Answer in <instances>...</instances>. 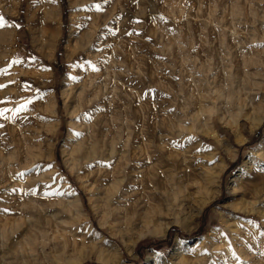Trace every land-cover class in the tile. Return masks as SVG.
Here are the masks:
<instances>
[{"label":"rangeland","instance_id":"1","mask_svg":"<svg viewBox=\"0 0 264 264\" xmlns=\"http://www.w3.org/2000/svg\"><path fill=\"white\" fill-rule=\"evenodd\" d=\"M92 3L0 0V111L8 109L0 115V212L14 200L33 206V223L21 228L33 230L31 245L13 264H264V188L262 198L244 188L249 169L264 171V0ZM235 7L246 23L231 28ZM245 61L249 82L241 85ZM225 65L239 82L234 97L222 102L194 88L193 98L195 79L212 88L210 73L219 69L218 85L226 82ZM91 76L100 87L90 119L107 162L83 171L66 140L73 95ZM174 142L186 147V161L184 149L172 147L177 157L149 163V152ZM109 167L120 181L111 203L119 221L106 217L93 189ZM174 169L199 191H185L191 199L176 214L157 217L151 203L124 224L134 203L126 207L123 193L140 196L150 174L166 183Z\"/></svg>","mask_w":264,"mask_h":264},{"label":"bare ground","instance_id":"2","mask_svg":"<svg viewBox=\"0 0 264 264\" xmlns=\"http://www.w3.org/2000/svg\"><path fill=\"white\" fill-rule=\"evenodd\" d=\"M89 1V0H87ZM91 1V5H94L92 3V1H95V0H90ZM90 5V6H91ZM92 7V6H91ZM90 9V8H89ZM235 9V10H234ZM234 9H230L232 12V27H235L234 25L235 24H238L240 26H242L241 24L244 23L246 21V18H245V14L244 15H240V12H238L237 10H239L238 8H234ZM237 9V10H236ZM243 10V9H242ZM248 10V9H247ZM230 11V12H231ZM240 11V10H239ZM89 14V13H88ZM231 14V13H230ZM243 14V13H242ZM87 16V15H86ZM90 16V15H89ZM242 16H244L245 21L242 20ZM249 17V13L248 15L246 14V17ZM252 16V15H251ZM90 17H94V16H90ZM87 18V17H86ZM85 18V19H86ZM95 18V17H94ZM93 18V19H94ZM88 19V18H87ZM86 19V20H87ZM91 19V20H93ZM89 20V19H88ZM90 20V21H91ZM55 21V20H54ZM88 21V22H90ZM248 21V19H247ZM250 21V20H249ZM87 22V21H86ZM93 22V21H92ZM253 22V21H251ZM255 22V21H254ZM91 23V22H90ZM246 23V22H245ZM88 25V24H87ZM246 25V24H245ZM240 26H237L236 27H240ZM92 28V25L91 27ZM88 28L90 31L92 29ZM53 29V28H52ZM252 29V28H251ZM54 30V29H53ZM89 30H87L89 32ZM233 31V33L236 32V30H231ZM230 31V32H231ZM235 31V32H234ZM240 31V30H239ZM86 32V31H85ZM90 33V32H89ZM231 34V35H235V34ZM86 34H88L86 32ZM237 34V33H236ZM236 36V35H235ZM52 40L54 39L52 37V34H50V37ZM251 39V38H250ZM55 40V39H54ZM53 40V41H54ZM237 41V44L238 46L241 47L242 45V41H240V39H236ZM242 40V39H241ZM52 41V42H53ZM70 43V42H69ZM68 43V44H69ZM236 44V46H237ZM241 44V45H240ZM86 51V50H85ZM241 52H244V49H241ZM88 53V52H87ZM250 53V52H249ZM73 52L71 50V45H67V52H66V55L68 57V59H72L73 57ZM246 54V53H244ZM91 55V54H90ZM226 55V54H225ZM228 55V54H227ZM232 55V54H231ZM238 55V54H237ZM245 56V55H244ZM229 57V55L227 56ZM235 59H238L236 57H234ZM220 64L221 62H225V58L222 60L220 58ZM228 61V60H227ZM225 62L228 64V62ZM238 60H236L237 62ZM247 61V60H246ZM245 61V64H244V72L242 73L241 75V85H244L245 81L248 80L247 76H249L248 74V61L246 62ZM233 63V62H232ZM231 61L228 65L232 64ZM237 63H240V62H237ZM250 63V62H249ZM236 64V63H235ZM235 64L233 63L232 65L235 66ZM241 64V63H240ZM224 65V64H223ZM228 65H225L222 69V72H228L226 73L227 74V78H226V82H224L221 86H226L229 90H226V88L224 89L226 92L229 91L228 95L222 93L221 89L220 88H223L220 86V84L218 85V83H220L221 79L219 82L218 79L216 77H218V72H219V69L218 71H214L212 74L210 73V77L213 78L214 82V86L212 84V88H207V87H204L202 86V83L199 84V81L202 82L201 80L197 81L196 79L193 81L192 79V83L194 82V87L192 88V86H190V90L189 91H192V97L195 98L197 97V95H201V94H204V95H210L211 93L215 95V100H224V99H228L230 97H234V93H236L235 91L238 92L237 89L238 88V84L236 82H234L233 80L236 78V76L234 74L231 73L230 68L232 67V65L229 67ZM239 65V64H238ZM242 65V64H241ZM233 66V67H234ZM111 67V66H110ZM232 67V68H233ZM237 67V65L235 66ZM239 67V66H238ZM241 67V66H240ZM117 68V67H116ZM188 68V66H187ZM190 68V67H189ZM188 68V69H189ZM210 68V67H209ZM208 68V69H209ZM212 68V67H211ZM231 68V69H232ZM187 69V71H188ZM192 69V68H191ZM229 69V70H228ZM235 69V68H234ZM237 69V68H236ZM100 70V69H99ZM98 70V71H99ZM119 70V69H117ZM239 70V69H238ZM237 70V71H238ZM241 70H242V67H241ZM251 70V69H250ZM97 71V72H98ZM114 71V70H113ZM209 71H212V69H209ZM233 71V70H232ZM236 71V72H237ZM243 71V70H242ZM117 72V71H116ZM189 72V71H188ZM192 72V71H191ZM189 72V73H191ZM235 72V71H233ZM251 72V71H250ZM114 73V72H113ZM188 73V74H189ZM239 73V72H238ZM95 74V73H94ZM100 74V73H99ZM106 74V73H105ZM104 74V75H105ZM222 74V73H221ZM98 75V74H97ZM109 75V74H108ZM116 75V74H115ZM118 75V74H117ZM116 75V76H117ZM191 75V74H190ZM208 75V74H207ZM240 75V73H239ZM253 75V73H252ZM251 75V76H252ZM220 76V75H219ZM222 76V75H221ZM235 76V77H234ZM93 77L90 81L89 79L88 82L86 83L85 81V84H83L78 90H76V92L74 93L75 95H73V93L71 95L75 96V107L73 109V120L74 122L71 123V129L69 131V137L68 139L66 140L67 142H69L71 145V154L73 156V159L75 162L78 163V165L81 167V169H83V171L85 170H88L89 168H92L91 166L93 165H96V164H104V162L106 163V159H107V155L105 156L102 148H101V145H100V141L97 140L98 139V136L96 138V135H95V131H94V123L92 120L93 118L90 119V117H92L94 115V112L92 111V109L94 108V101L96 98V95L98 94V89L100 87L97 86L99 83V81L97 80H100L98 79L97 77L95 78L94 76H91ZM206 77V75L204 76ZM210 77L208 78V80L210 79ZM240 77V76H239ZM254 77V75L252 76ZM95 78V80H94ZM101 78V77H100ZM113 78H114V74H113ZM189 78V77H188ZM191 78V76H190ZM189 78V79H190ZM247 78V79H246ZM97 79V80H96ZM118 79V78H117ZM225 79V77H224ZM237 79V78H236ZM251 79V78H250ZM254 79V78H253ZM212 80V79H211ZM230 80H232L230 82ZM97 81V82H95ZM238 82V79L235 80ZM252 80H250L251 82ZM101 82V81H100ZM108 82V80H107ZM222 82V81H221ZM249 82V80H248ZM98 83V84H96ZM106 83V82H105ZM109 83V82H108ZM209 83V82H208ZM207 83V84H208ZM211 83V82H210ZM236 83V84H235ZM239 83V82H238ZM247 83V81H246ZM245 83V84H246ZM107 84V83H106ZM110 84V83H109ZM250 84V83H248ZM252 84V83H251ZM204 85V84H203ZM247 85V84H246ZM196 86V87H195ZM220 86V87H219ZM76 88V86H75ZM115 88V87H114ZM192 88V90H191ZM196 88V94L197 95H193L194 94V91L193 89ZM243 88V86H242ZM245 88H247L245 86ZM244 88V89H245ZM77 89V88H76ZM243 89V90H244ZM249 88H247L248 90ZM74 90V89H73ZM100 90V89H99ZM100 92V91H99ZM190 94V93H189ZM99 95V94H98ZM49 97V96H48ZM99 97V96H98ZM191 97V98H192ZM202 97V96H201ZM50 98V97H49ZM52 98V96H51ZM73 98V99H74ZM240 98V97H239ZM46 99V97H45ZM72 99V98H71ZM200 99V98H199ZM46 100H50L51 99H46ZM45 100V102H46ZM196 100V99H195ZM203 100V99H201ZM44 101V100H43ZM98 101V100H97ZM96 101V102H97ZM199 101V100H198ZM249 101V100H248ZM44 102V103H45ZM49 102V101H47ZM52 102V101H51ZM201 102V101H200ZM223 102V101H222ZM42 103V102H41ZM42 103L41 107H45V105L47 103ZM203 103V102H201ZM44 104V105H43ZM49 104V103H48ZM200 103L198 102V105ZM38 106V105H37ZM51 106H54L53 103H51L50 107ZM194 106V105H193ZM42 107V108H43ZM48 107V106H47ZM46 107V108H47ZM97 107V106H95ZM45 109V108H44ZM48 110V108H47ZM52 110V109H51ZM50 110V111H51ZM93 110L96 111V108H94ZM197 110H199V108L193 110V113L194 111L196 112ZM200 111V110H199ZM71 112V113H72ZM198 112V111H197ZM93 113V115H92ZM197 114V113H196ZM191 116V115H190ZM198 116V115H197ZM94 117V116H93ZM189 118V117H188ZM192 117H190V120L189 121H193V119H191ZM91 120V121H89ZM187 120V118H186ZM195 120V119H194ZM209 120L212 122V118L210 117ZM260 120V119H259ZM91 122V123H90ZM181 123V125L184 123L182 120L179 121ZM178 122V124H180ZM183 122V123H182ZM185 125L186 124V121L184 123ZM94 125V126H93ZM180 125V126H181ZM177 126V125H176ZM179 126V125H178ZM179 126V129L182 130L183 129H186L184 128V125H182L180 128ZM253 126H258V123H253ZM174 127V126H173ZM171 128V127H170ZM178 128V127H177ZM97 129V128H96ZM188 129V128H187ZM186 129V130H187ZM177 130V129H176ZM48 131V130H46ZM179 132V133H178ZM51 133V132H50ZM170 133V132H169ZM168 133V134H169ZM178 134H180V131H177ZM176 133V134H177ZM212 136H214L216 139H219L220 137L215 133L214 130H212ZM178 137V136H177ZM241 142V140L238 138L237 139V142ZM176 142V141H175ZM174 144H169L170 146H168L169 148H165L166 146H163V147H160V153L158 152H155V151H151L149 152V163L153 166H156V167H161L162 164L166 163V161L170 160V159H167L166 158H172L173 156L177 157L179 153H175L174 151L170 150L172 147L173 148H179L180 151L184 149V151H181V152H184V160L186 161L189 157L186 156V147L184 145H178L177 143ZM180 143V142H179ZM141 148V147H140ZM106 149V148H105ZM144 149H145V146H144ZM107 150V149H106ZM228 151V150H226ZM145 152V150H144ZM146 154V152H145ZM189 154V153H188ZM110 155V154H109ZM183 155V153H182ZM227 155L232 158L233 155L230 151H228ZM181 156V154L179 155ZM111 158V157H109ZM74 162V163H75ZM264 162V161H263ZM147 163V162H146ZM262 163V162H260ZM76 164V163H75ZM76 164V166H78ZM110 166V165H109ZM79 167V168H80ZM94 167V166H93ZM110 168V167H109ZM251 168V167H250ZM256 168V167H255ZM255 168H251L249 169L251 171V175L249 176V178L246 180L247 182H249L248 184L249 185H246L244 186L245 190L248 191L249 193H253L256 197L258 196L262 198V188H264V171H261L259 169H255ZM115 171V169H113ZM111 168H110V172L108 170V173L106 171V173L102 176L101 180H99V182H93L95 184H93V189L95 191V195L97 196V200L99 202V204H101L100 206H102L103 208V211L106 213V217L108 216L109 219L111 220H114V221H119V218L116 217L118 216L120 213L115 209L113 208V205L111 204L113 202V199L115 200L116 198V194H117V191L119 190V182L118 180L114 177V174L111 173V171H113ZM148 172V171H147ZM86 173H89V171H87ZM150 173V171H149ZM257 173H260L262 174L261 176H258ZM91 174V173H89ZM151 176H149L147 179H145V183L140 187V190H141V195L140 196H137V197H134V198H131L129 195H130V192H125L123 193L121 199L123 201H125V206L127 207V204H130V203H134V205L132 206V209L128 211V213L126 211H124L123 213L126 212V214L124 215L123 219L126 220V222L124 224H128L130 221V219L132 218L133 215H135V212L136 210L140 209L142 206L145 207L151 203L153 204H158L157 205V212H155L157 214V217L158 216H162V214H165L166 215H169V214H176L174 213L176 211V209H180V207L183 206V201L185 200H189L191 199V196L192 195H189V196H185V191L189 190L191 192H198L200 187H192V188H189L188 187V182L187 181H184L181 177L182 175H180L175 169L171 171V173L169 174L168 176V181L166 183H160V182H157L156 180H154L152 174H150ZM91 176V175H90ZM164 180V179H163ZM96 181V179H95ZM98 181V179H97ZM164 182V181H163ZM68 186L70 187V193L74 194L75 197H78L77 193L74 192L73 188L71 187V185H69V183H67ZM244 184V182H243ZM261 185V186H260ZM194 186V185H193ZM197 186V185H196ZM23 190V189H22ZM135 190V189H134ZM264 193V192H263ZM72 194V195H73ZM27 197V196H26ZM115 197V198H114ZM73 198V196H72ZM118 198V197H117ZM26 199V198H25ZM120 199V198H119ZM159 202L161 203H156L158 200ZM22 200V199H21ZM28 200V199H27ZM19 200H14V201H9L7 203H5L4 207L1 209L2 211L0 212V248L3 247L5 248L6 250H3L0 252V264H13V258L14 257H17L19 256L20 254H22L21 250L23 249L24 246H30L31 245V240L33 238V230H25V231H22L21 228L24 224H30V222L32 221L31 218H32V208L33 206L31 207L29 203H26V202H18ZM24 201V200H23ZM74 202L72 204H77L78 203V200L74 199L73 200ZM30 202V201H29ZM36 202V201H35ZM33 203V202H32ZM70 204V203H69ZM119 204V203H118ZM122 205V204H121ZM161 205V206H160ZM75 206V205H74ZM123 207V206H122ZM35 208V207H34ZM119 208V207H118ZM183 209V208H182ZM181 209V210H182ZM122 213V214H123ZM121 215V214H120ZM80 217L81 215H78L76 216L75 218H73V221L75 223V225H78L77 224L79 221H80ZM33 223V221H32ZM35 223V222H34ZM123 224V225H124ZM34 226V224H33ZM34 228V227H33ZM21 230V231H20ZM10 243V244H8ZM182 263V262H181Z\"/></svg>","mask_w":264,"mask_h":264},{"label":"snow or ice","instance_id":"3","mask_svg":"<svg viewBox=\"0 0 264 264\" xmlns=\"http://www.w3.org/2000/svg\"><path fill=\"white\" fill-rule=\"evenodd\" d=\"M4 21H3V17L0 16V28L4 27ZM18 26V25H17ZM6 87L5 85H0V88ZM26 107V105H22L21 108ZM20 109H17V111H19ZM8 111V109H4L3 111H0V115H3L4 112Z\"/></svg>","mask_w":264,"mask_h":264}]
</instances>
